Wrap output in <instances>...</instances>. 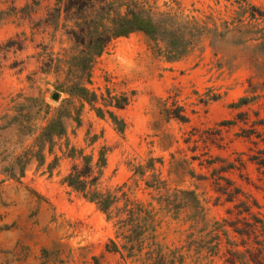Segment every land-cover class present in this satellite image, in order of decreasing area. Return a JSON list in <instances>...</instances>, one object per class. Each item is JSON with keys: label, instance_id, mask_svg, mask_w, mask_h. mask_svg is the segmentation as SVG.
<instances>
[{"label": "rangeland", "instance_id": "374dc122", "mask_svg": "<svg viewBox=\"0 0 264 264\" xmlns=\"http://www.w3.org/2000/svg\"><path fill=\"white\" fill-rule=\"evenodd\" d=\"M108 2L120 15L134 6L155 18L176 15L196 33L178 60H170L164 44L143 33L112 41L93 65L91 84L84 81L98 95L96 107L105 113L99 117L69 90L67 60L76 47L65 13L59 25L53 23L59 0H0V264H139L112 243L123 244L116 221L66 183L72 167L83 165L80 152L93 158L100 191L126 185L132 200L151 205L157 213L155 243L164 252L180 251L184 264H226L224 246L217 257L198 260L199 247L189 245L192 211L176 218L146 181L155 174L171 192L195 191L211 221L234 219V206L246 197L258 203L253 210L264 218V176L250 160L264 147L255 144L264 127L252 126L264 118V98L234 107L251 96L255 75L249 51L235 36L216 49L212 44L225 22H250L252 13L258 16L252 7L264 13V0ZM111 98L129 102L117 109ZM165 109L183 110L189 122L169 119ZM109 111L125 122L123 131ZM240 112L250 119L247 124L237 118ZM54 122L52 129L62 126V135L45 137ZM253 128L255 134L247 136ZM100 153L106 157L103 168L97 166ZM152 159L155 171L144 180L135 176L136 168ZM229 163L236 168L214 172ZM220 176L241 190L232 203L217 191Z\"/></svg>", "mask_w": 264, "mask_h": 264}, {"label": "trees", "instance_id": "16d2710c", "mask_svg": "<svg viewBox=\"0 0 264 264\" xmlns=\"http://www.w3.org/2000/svg\"><path fill=\"white\" fill-rule=\"evenodd\" d=\"M59 8L56 9V18L53 23L59 25V18L64 12L66 22L70 26L67 34L75 44V52L68 58L69 67L68 81L69 90L80 99L91 105L99 117H105L101 108L96 107L98 95L91 91L87 84H91V71L97 58H99L108 45L122 37L133 33H143L147 37L164 44V52L170 60L181 58L193 44L196 28L191 23L185 22L181 17L172 14H162L155 18L153 14L144 8L128 7L126 14L120 15L115 7L108 0H59ZM247 6V5H246ZM241 5V8L246 7ZM258 16L252 13L250 22L242 18L236 22L223 24V30L214 35L212 44H216L235 37L239 38L238 46L247 49L248 63L254 71V78L249 81V93L235 104L236 109L249 106L260 98H264V13L252 7ZM236 23V24H235ZM233 24V25H232ZM67 26V25H66ZM250 35V37H247ZM257 79V82H254ZM111 106L123 109L128 105V99L111 98ZM111 120L119 131L125 128V122L114 113L108 112ZM169 119H176L180 122H189L184 111L178 109L171 111L165 109ZM237 118L244 123L249 122L246 114L240 112ZM228 124H235L229 122ZM55 125L51 123L46 129L44 136H60L63 132L52 129ZM253 127H264V118L253 121ZM253 128L247 131V136L255 134ZM256 145L264 146V136L256 135ZM83 165H75L66 177V183L84 198L96 203L100 209L107 214L109 220H115L117 238L123 242L121 246L112 241L117 251L120 249L127 252V257L139 264H184V256H179L180 251L164 252L155 243L157 238V213L151 205H146L129 197V190H124L126 185L115 192H102L98 189L99 173L93 166V158L83 155L80 152ZM261 170L264 176V147L259 148L257 154L250 159ZM242 163L243 161L240 160ZM163 164V161L160 160ZM187 163V162H186ZM241 163V164H242ZM208 166L215 164V161H207ZM106 165L104 153H100L97 166L103 168ZM236 168V165L229 163L215 173L228 172ZM154 160H150L146 166L136 168L135 176L146 177L148 172H154ZM194 174V173H192ZM154 180L146 181L148 188L158 195V201L170 211L174 210L177 218L183 210L192 211L191 225L189 231V245H196L198 260H208L217 257L226 248V264H264V218L260 213L253 210V206L260 208L255 200L246 197L245 201L234 206L236 217L233 219L209 220L204 202L199 199L195 191H174L168 187L166 181L153 174ZM221 181H226L222 185ZM217 191L228 196L227 202H234L236 196L241 194L240 189H231V181L224 177H217ZM234 211L228 213L232 215Z\"/></svg>", "mask_w": 264, "mask_h": 264}, {"label": "water", "instance_id": "95a60500", "mask_svg": "<svg viewBox=\"0 0 264 264\" xmlns=\"http://www.w3.org/2000/svg\"><path fill=\"white\" fill-rule=\"evenodd\" d=\"M53 99L57 100L58 99V95H54Z\"/></svg>", "mask_w": 264, "mask_h": 264}]
</instances>
